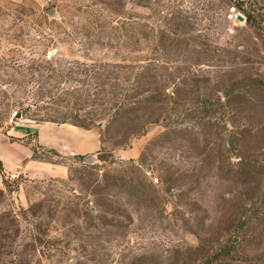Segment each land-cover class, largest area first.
<instances>
[{"label": "rangeland", "instance_id": "obj_1", "mask_svg": "<svg viewBox=\"0 0 264 264\" xmlns=\"http://www.w3.org/2000/svg\"><path fill=\"white\" fill-rule=\"evenodd\" d=\"M114 101L127 114L90 128L95 153L41 147L36 131L13 140L68 173L4 177L0 264H264V0H0V132ZM104 174L116 184L93 195ZM226 233L237 250L212 251Z\"/></svg>", "mask_w": 264, "mask_h": 264}, {"label": "crops", "instance_id": "obj_2", "mask_svg": "<svg viewBox=\"0 0 264 264\" xmlns=\"http://www.w3.org/2000/svg\"><path fill=\"white\" fill-rule=\"evenodd\" d=\"M34 131L37 132L36 142L39 146L54 149L63 155H89L100 150L102 145L100 133L94 129H85L70 123H16L6 132H0V161L4 167V171L0 170V187L4 185V177L17 172L19 168L22 169L20 172L29 173L34 177L67 176L68 171L64 165L35 158L31 142L13 141L30 139ZM140 142L138 140L133 143L135 149L133 147V152L126 156H137L142 144Z\"/></svg>", "mask_w": 264, "mask_h": 264}, {"label": "trees", "instance_id": "obj_3", "mask_svg": "<svg viewBox=\"0 0 264 264\" xmlns=\"http://www.w3.org/2000/svg\"><path fill=\"white\" fill-rule=\"evenodd\" d=\"M244 1L245 0H237V2H239L241 4ZM248 20H249V18H247V21ZM176 84L178 85V83H176ZM174 85H175V81H170V82L166 81L165 83H163L164 89H162L161 104H158L159 105L158 112L157 113L152 112L151 114H148L147 117H146L147 120L153 119V121H151V122H156L157 123V122H159L160 120L163 119L164 114L166 113L164 106L167 103V100L169 99V97L174 94V92H172V94H171L169 89L171 87H173ZM178 88H179V91L182 90V87H178ZM148 92H149V90H146V94H148ZM145 101L151 102L152 99H151L150 96L149 97L147 96L145 98ZM117 103L118 102L114 101V104H112V106L110 107V110H111L112 107L115 108V106H116V108L113 111H108L109 109L108 110L105 109L103 111L94 110V111L88 112V114H85V115L84 114L81 115L79 112H77L74 115L72 121L63 120V121L58 122V121L54 120V122H58V123L70 122L73 125H76V126H79V127L85 128V129H90V128L94 127V126L101 127V125L103 124L104 120L108 116L107 125H109V127H111V129H112V127H114V124L116 123L118 118L121 117V116L124 117L125 114H127V111H128L127 109H124L123 103H120V105H118ZM122 108H123V111H122ZM140 118L141 117L139 115H136V119L137 120H139ZM147 126L148 125H141L140 124V125H135L134 127L128 128L126 130H122V129H119V130H121L123 132V135L132 136L130 138H133L135 136L143 135L146 132V130H147ZM260 148H263V146L260 147ZM99 158H101L102 160H105V158L103 156H101ZM0 170L4 171V167H3V164H2L1 161H0ZM103 176H104V178H103L102 185L101 184L99 185L98 183L95 185V186H97V188L93 189L94 190L93 191V195H100V190L103 189L104 191H106L107 188H109L111 186H114L116 184L115 182H112L110 180V177L108 176V174H104ZM93 183L95 184V180L91 181L90 186ZM7 184H8V180L5 179L4 180V185H7ZM97 203H99V205L103 206V208L105 209V211H104L105 214H103L104 216H102V217L106 221H108L110 225H119L118 223L115 222L117 220L116 218H119V217L117 215L115 217V214L111 213V212H113L112 211L113 205L111 204V200L108 199L107 197H102V198H99V199L97 198ZM87 206L92 208V206H90L89 204H87ZM110 215H112V216L108 217ZM127 217H129V215ZM108 218H110V220H108ZM236 229L234 228L233 232H235ZM228 230H230V228ZM36 232L37 233H34V234L30 235V238L32 240V245L43 246L42 245L43 244V239L39 235L38 231H36ZM205 234H209L210 235V231L209 230L205 231ZM227 234L228 233L223 234L222 236H224V237L221 236L219 238V241L217 242L216 246H213L214 248L211 249L212 251L217 250V251L220 252V251L225 250V251H227L226 253H229V252L231 253L233 250H237V246H236V244H234L235 242H232L231 238L228 237ZM205 239L204 238H200L201 250H207V248L204 247V242H206ZM229 243H230V245H229ZM239 245H240V243H239Z\"/></svg>", "mask_w": 264, "mask_h": 264}, {"label": "built area", "instance_id": "obj_4", "mask_svg": "<svg viewBox=\"0 0 264 264\" xmlns=\"http://www.w3.org/2000/svg\"><path fill=\"white\" fill-rule=\"evenodd\" d=\"M238 15H243V14L237 10V7L236 6H232V7H230V9L228 11L227 18L230 21L241 22V21H239L237 19ZM13 121H14V118L11 119V122H13ZM14 177H15V175H11V178H14ZM155 180L158 181V178H155Z\"/></svg>", "mask_w": 264, "mask_h": 264}, {"label": "water", "instance_id": "obj_5", "mask_svg": "<svg viewBox=\"0 0 264 264\" xmlns=\"http://www.w3.org/2000/svg\"><path fill=\"white\" fill-rule=\"evenodd\" d=\"M237 19L239 21H244L245 20V17L243 15H238ZM19 117H21V113H17L16 114V118H19Z\"/></svg>", "mask_w": 264, "mask_h": 264}]
</instances>
